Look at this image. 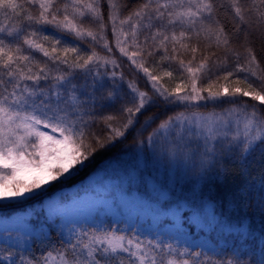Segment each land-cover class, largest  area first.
Instances as JSON below:
<instances>
[{
  "label": "snow or ice",
  "instance_id": "1",
  "mask_svg": "<svg viewBox=\"0 0 264 264\" xmlns=\"http://www.w3.org/2000/svg\"><path fill=\"white\" fill-rule=\"evenodd\" d=\"M0 264H264V0H0Z\"/></svg>",
  "mask_w": 264,
  "mask_h": 264
},
{
  "label": "trees",
  "instance_id": "2",
  "mask_svg": "<svg viewBox=\"0 0 264 264\" xmlns=\"http://www.w3.org/2000/svg\"><path fill=\"white\" fill-rule=\"evenodd\" d=\"M123 147H124L123 145H119L117 146V148L112 149L110 153L98 154L95 160L91 163L90 167L85 170V173L81 174L80 178H83L84 176H86L87 173L92 171L94 168L98 166H102L104 161L108 158V156L113 155V154H118L123 149ZM69 183H73V182L70 181Z\"/></svg>",
  "mask_w": 264,
  "mask_h": 264
},
{
  "label": "rangeland",
  "instance_id": "3",
  "mask_svg": "<svg viewBox=\"0 0 264 264\" xmlns=\"http://www.w3.org/2000/svg\"><path fill=\"white\" fill-rule=\"evenodd\" d=\"M84 178V177H83ZM71 184V183H70Z\"/></svg>",
  "mask_w": 264,
  "mask_h": 264
}]
</instances>
